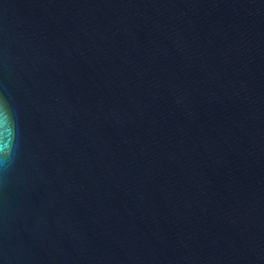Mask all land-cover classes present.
Returning a JSON list of instances; mask_svg holds the SVG:
<instances>
[{
    "label": "water",
    "instance_id": "95a60500",
    "mask_svg": "<svg viewBox=\"0 0 264 264\" xmlns=\"http://www.w3.org/2000/svg\"><path fill=\"white\" fill-rule=\"evenodd\" d=\"M9 140L0 264H264V0H0Z\"/></svg>",
    "mask_w": 264,
    "mask_h": 264
},
{
    "label": "clouds",
    "instance_id": "9594fccd",
    "mask_svg": "<svg viewBox=\"0 0 264 264\" xmlns=\"http://www.w3.org/2000/svg\"><path fill=\"white\" fill-rule=\"evenodd\" d=\"M3 108L5 109L6 112L9 113L8 106L5 102ZM10 115V114H9ZM11 127H12V121H11ZM13 152V144L9 140L6 145H4L2 148H0V166L6 165L12 156Z\"/></svg>",
    "mask_w": 264,
    "mask_h": 264
}]
</instances>
